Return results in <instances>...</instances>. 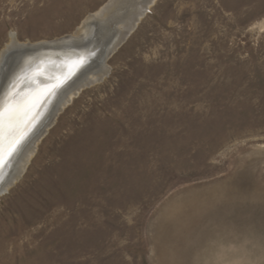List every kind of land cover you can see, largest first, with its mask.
<instances>
[{
	"label": "rangeland",
	"instance_id": "obj_1",
	"mask_svg": "<svg viewBox=\"0 0 264 264\" xmlns=\"http://www.w3.org/2000/svg\"><path fill=\"white\" fill-rule=\"evenodd\" d=\"M109 1L0 0V54ZM110 57L0 193V264H264V0H156Z\"/></svg>",
	"mask_w": 264,
	"mask_h": 264
},
{
	"label": "bare ground",
	"instance_id": "obj_2",
	"mask_svg": "<svg viewBox=\"0 0 264 264\" xmlns=\"http://www.w3.org/2000/svg\"><path fill=\"white\" fill-rule=\"evenodd\" d=\"M142 1L110 0L98 11L89 13L73 33L55 39L23 42L15 32L10 34V40L0 54V112L7 113L9 109H14L18 114L20 131L14 136H9L5 130L4 139L0 143V193L18 180L26 169L41 136L43 137L36 136L40 127L46 124L49 118L51 123L81 89L106 76V61L136 28L145 10L156 0ZM122 13L125 20L127 19L124 30L119 29L116 37L110 36L114 31L109 36L104 35L103 28L108 23L118 27L116 21ZM60 41H64L63 44L55 45ZM92 42L91 49H82ZM33 59L39 60V67L37 64L34 66L37 69L31 68L28 78L22 77L10 86L11 80L23 71L24 65H30ZM85 62H91L93 65L58 90L62 75L72 68L75 72ZM36 73H39L38 77ZM24 81L25 86L18 89ZM54 95L56 97L52 99ZM42 102L45 104L41 107ZM33 128L36 129L34 133L24 140ZM14 149L16 152L11 158Z\"/></svg>",
	"mask_w": 264,
	"mask_h": 264
},
{
	"label": "water",
	"instance_id": "obj_3",
	"mask_svg": "<svg viewBox=\"0 0 264 264\" xmlns=\"http://www.w3.org/2000/svg\"><path fill=\"white\" fill-rule=\"evenodd\" d=\"M64 42V41H63ZM63 42L62 41H60V42H57L55 45H60V44H63ZM46 46V45H45ZM50 46H53V45H47V47H50ZM47 47H45V48H47ZM91 47H93V42L92 43H88V45L86 46V47H82V49L83 50H89V49H91ZM111 52V51H110ZM90 57H92V55L90 56ZM106 57V56H105ZM86 58V57H85ZM33 60H34V62H33ZM33 60H31L32 62L30 63V65H24L25 67H24V69H23V71L22 72H20L19 73V75L18 76H16V77H14L12 80H11V82H10V86L12 85V83L13 82H15V81H18L19 79H21L22 77L24 78H28V75H29V73H30V71H31V68H33L34 66H37V64H38V67H39V60L38 59H33ZM86 61H88V59L86 60ZM90 65H93L91 62H85L84 64H82L75 72H73V68L71 69V70H67V72H65L61 77L63 78H61L62 79V81H61V84H60V86L58 87L59 89L58 90H60L62 87H64V86H66L70 81H72L73 79H75V77H78V76H80L83 72H85L86 70H88L89 69V67H90ZM37 69V67H34V69ZM40 70V69H39ZM73 72V73H72ZM3 76H4V74L2 75V79H3ZM36 76L38 77L39 76V73H36ZM35 77V76H34ZM33 78V77H32ZM2 79H1V81H2ZM10 80V79H9ZM8 80V81H9ZM25 80H27V79H25ZM4 82V81H3ZM5 82H7L6 80H5ZM5 82L3 83V84H5ZM25 81L18 87V89H22L24 86H25ZM58 90L56 91V92H58ZM0 93H1V90H0ZM14 94H16V93H14ZM5 97V96H4ZM56 97V95H54V97L52 98V99H54ZM48 99V98H47ZM47 99L44 101L45 103H46V101H47ZM52 102V101H51ZM2 103V102H1ZM45 103H43L42 102V104H41V107H42V105L44 106V104ZM50 123V118H49V120L46 122V124H44L43 126H41L40 127V129L38 130V132H37V137L39 136H41L44 132H45V129H46V127H47V125ZM37 125V124H36ZM36 129H32L29 133H27V135H26V137H25V139L24 140H26L28 137H30L33 133H34V131H35ZM35 136V137H36ZM16 152V149H14V151L11 153V155H10V157L12 158V156H13V154ZM6 162H8V161H6Z\"/></svg>",
	"mask_w": 264,
	"mask_h": 264
},
{
	"label": "snow or ice",
	"instance_id": "obj_4",
	"mask_svg": "<svg viewBox=\"0 0 264 264\" xmlns=\"http://www.w3.org/2000/svg\"><path fill=\"white\" fill-rule=\"evenodd\" d=\"M5 130H7L9 136H14L20 131L18 114L14 109H9L7 113L0 112V143L4 139Z\"/></svg>",
	"mask_w": 264,
	"mask_h": 264
}]
</instances>
